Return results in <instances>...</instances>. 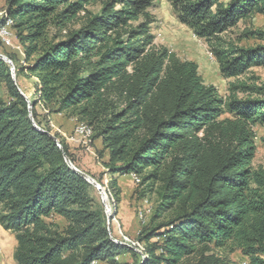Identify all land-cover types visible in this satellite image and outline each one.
I'll list each match as a JSON object with an SVG mask.
<instances>
[{
	"label": "trees",
	"instance_id": "obj_1",
	"mask_svg": "<svg viewBox=\"0 0 264 264\" xmlns=\"http://www.w3.org/2000/svg\"><path fill=\"white\" fill-rule=\"evenodd\" d=\"M168 1L207 43L222 77L234 79L226 96L204 82L197 63L156 44V0H6L0 29L14 21L23 58L17 64L0 40L16 72L14 80L0 59L10 95L0 97V225L16 237L17 264H119L128 253L135 264H242L230 258L236 252L264 264V166L254 164L264 85L242 79L264 66V45L225 39L264 15V0ZM244 36L264 40L261 30ZM54 115L88 124L91 141H100L113 218L121 177L138 176L144 200L156 195L149 223L130 242L141 253L110 237L94 186L64 154L91 173L51 127ZM54 215L67 225L47 220Z\"/></svg>",
	"mask_w": 264,
	"mask_h": 264
},
{
	"label": "rangeland",
	"instance_id": "obj_2",
	"mask_svg": "<svg viewBox=\"0 0 264 264\" xmlns=\"http://www.w3.org/2000/svg\"><path fill=\"white\" fill-rule=\"evenodd\" d=\"M6 5V0H0V12L3 11ZM99 5L89 6L88 9L94 12L99 10ZM152 14L155 17V23L153 32L156 36L155 42L158 45L167 47L170 51L177 54V56L182 60L193 61L199 65V73L202 76L204 82L208 85H214L222 96H226L228 93V84L230 80L222 77L218 63L211 53V49L207 43L198 38L190 28L186 25L180 23L173 12L171 5L168 0H156L155 6L152 9ZM78 27V24L74 25ZM250 30H261L264 32V15L256 14L253 17L241 21L237 27L230 30L225 39L228 42L234 43L240 47H253L257 45H264V40L252 36H244V33ZM0 40L3 42V49L9 54L15 55L19 58L17 64L22 62L21 51L18 48V41L15 37L12 38V45L8 44L0 36ZM242 79L250 83H256L258 85H264V66L252 67L248 74H246ZM251 79V80H250ZM31 82V81H30ZM30 82L20 79L19 83L24 87H29ZM0 97L5 101L10 100V95L7 92L5 84L0 85ZM51 127L59 132L67 143L69 144L71 152L77 160V163L83 167L90 176L94 175V179L99 182V179H103V184H105V189L107 188L110 177L106 176L103 159L99 156V150H101L100 141H91L88 144H75L68 140L69 136L72 134L75 121L64 115H54L50 118ZM256 132V143H257V154L254 159L255 165L264 166V126L257 125L255 127ZM101 184V183H100ZM121 185V184H120ZM134 188L132 196L122 193L120 195V202L118 204V215L113 218L114 207L112 208L110 215L111 233L114 237L119 240H129L131 242L137 241L138 233L141 228L149 223L151 219V212L156 205V195L148 194L145 200L142 198V190H139L137 185L132 181ZM92 191V196L97 202H100L105 209V205L102 202L101 195L98 189L94 186ZM109 203L114 204V199L109 196ZM123 208V210H122ZM152 209V210H151ZM126 210V211H124ZM129 211L132 216H126L125 213ZM143 212L140 215V212ZM107 215V214H106ZM109 215H107L108 220ZM49 222L56 223L60 228H64L67 225L66 219L61 216H51L47 219ZM17 246V240L15 235L4 229L0 225V262L1 264H17L14 259V252ZM230 258L242 263L244 262L243 256L236 252L230 254ZM119 264H135V258L132 254H125L123 256L116 258ZM96 264H112L108 261H98Z\"/></svg>",
	"mask_w": 264,
	"mask_h": 264
},
{
	"label": "built area",
	"instance_id": "obj_3",
	"mask_svg": "<svg viewBox=\"0 0 264 264\" xmlns=\"http://www.w3.org/2000/svg\"><path fill=\"white\" fill-rule=\"evenodd\" d=\"M4 16H5V12L1 11L0 12V18H4ZM13 25H14V21L12 19L5 18V24L0 29V36L3 38L4 41H6L8 44H11V45H12V38L15 37V34H14L13 30H12V26ZM18 48L22 52V48H21L20 45H18ZM9 65H10L11 72H13L15 74V76H16L15 65H14L13 61H12V65L11 64H9ZM93 134H94L93 129L88 124H86L84 122H77L75 124L74 130H73L72 134L69 136L68 140L73 142V143H75V144H83V143L88 144L89 142H91ZM57 146L59 148L62 147L61 143H57ZM132 178H133V180L135 181L136 184H139L140 181H141L140 178L138 176H136V175H132ZM108 200H109V197H108ZM108 204H109V210L111 212L112 211V206L109 203V201H108ZM142 214H143V212L141 211L140 215H142ZM110 237L112 238L113 241H115L117 243L131 246L134 249H136V251H138L140 253L142 252L141 249L138 248V247H135L134 244L130 245L131 241H129V240H127V241L119 240L118 238L114 237L112 235V233H111ZM96 263L97 262H93L92 264H96ZM242 264H247V262H243Z\"/></svg>",
	"mask_w": 264,
	"mask_h": 264
},
{
	"label": "water",
	"instance_id": "obj_4",
	"mask_svg": "<svg viewBox=\"0 0 264 264\" xmlns=\"http://www.w3.org/2000/svg\"><path fill=\"white\" fill-rule=\"evenodd\" d=\"M0 59H3L5 62H7V63L12 65V60L8 56L0 53ZM11 76L15 80V74L13 72H11ZM30 108L31 107L29 106V109ZM29 117L32 118V114H31L30 110H29ZM34 126L37 128L36 125H34ZM52 137L54 138L56 143H60L58 138H56L54 135H52ZM61 149H62V147H61ZM64 157H65L66 162L68 163V165L71 168H73L76 172H78L80 175H82L89 183H91L93 186H95L98 189L99 194L101 195L102 202H103V204L105 205V208H106V214L109 215L107 224H108V229H109V232H110V235H111V230H110V220H111L110 215H111V212L109 210V204L106 201V200H108V195H107L106 189L100 183H98L92 176H90L89 174H87V173L81 171L80 169L76 168L75 165L66 156V154H64Z\"/></svg>",
	"mask_w": 264,
	"mask_h": 264
},
{
	"label": "crops",
	"instance_id": "obj_5",
	"mask_svg": "<svg viewBox=\"0 0 264 264\" xmlns=\"http://www.w3.org/2000/svg\"><path fill=\"white\" fill-rule=\"evenodd\" d=\"M132 181H133L132 176H129V175H126V176H123L120 178V184L124 188L123 193L128 194V196H132L133 191H134V188H132L133 187ZM122 210H123V208H122ZM124 211H126V210H124ZM125 215L131 217L132 213L127 211L125 213Z\"/></svg>",
	"mask_w": 264,
	"mask_h": 264
},
{
	"label": "bare ground",
	"instance_id": "obj_6",
	"mask_svg": "<svg viewBox=\"0 0 264 264\" xmlns=\"http://www.w3.org/2000/svg\"><path fill=\"white\" fill-rule=\"evenodd\" d=\"M107 201V203H108V200H106Z\"/></svg>",
	"mask_w": 264,
	"mask_h": 264
}]
</instances>
